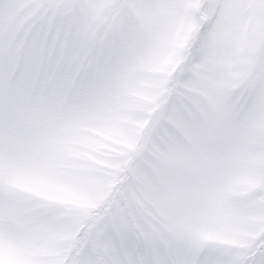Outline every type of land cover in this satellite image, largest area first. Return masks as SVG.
Instances as JSON below:
<instances>
[{
    "label": "snow or ice",
    "instance_id": "6c2138e0",
    "mask_svg": "<svg viewBox=\"0 0 264 264\" xmlns=\"http://www.w3.org/2000/svg\"><path fill=\"white\" fill-rule=\"evenodd\" d=\"M0 264H264V0H0Z\"/></svg>",
    "mask_w": 264,
    "mask_h": 264
}]
</instances>
